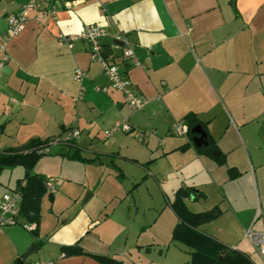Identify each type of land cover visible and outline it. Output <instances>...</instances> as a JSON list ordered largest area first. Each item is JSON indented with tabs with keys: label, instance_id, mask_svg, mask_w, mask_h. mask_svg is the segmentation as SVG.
Wrapping results in <instances>:
<instances>
[{
	"label": "crops",
	"instance_id": "0c3cea01",
	"mask_svg": "<svg viewBox=\"0 0 264 264\" xmlns=\"http://www.w3.org/2000/svg\"><path fill=\"white\" fill-rule=\"evenodd\" d=\"M27 1L0 0V34L6 16L18 13ZM51 1L57 7L54 18L30 12L0 51V61L5 59L0 69V152L20 150L33 139L60 138L72 126L80 137L72 145L54 147L36 163L33 172L52 179L55 192L51 199L47 192L41 198L36 236L19 225L2 228L0 264H16L32 243L38 250L21 264H99L85 255L62 256L61 247L74 244L123 264H155L159 259L170 264L177 219L169 205L178 189L187 188L201 195L183 200L188 211H221L199 231L249 254L244 233L255 223L256 172L264 198V0H235L234 7L230 0ZM93 24L106 32L101 44L109 49L108 57L133 92L145 98L140 111H129L122 93L110 88L87 43L58 46V35L76 36ZM120 36L129 40L136 64L120 59ZM76 69L83 73L81 81L74 80ZM187 114L206 125L224 165L198 155L187 135L170 134ZM121 118L152 134L143 140L129 133L98 137L100 129ZM134 140L145 145L147 161L134 156L140 154ZM183 145L189 146L179 150ZM74 150L94 162L64 157ZM129 164L140 166L142 174L132 184L131 198L129 191L120 197L115 191L127 183ZM228 169L237 178L229 179ZM115 171L123 177L118 179ZM23 174L22 167L0 171V199ZM142 189L146 199L165 204L137 223L129 206L135 207ZM172 244L181 250L180 244Z\"/></svg>",
	"mask_w": 264,
	"mask_h": 264
},
{
	"label": "trees",
	"instance_id": "16d2710c",
	"mask_svg": "<svg viewBox=\"0 0 264 264\" xmlns=\"http://www.w3.org/2000/svg\"><path fill=\"white\" fill-rule=\"evenodd\" d=\"M230 2L234 7L235 0H230ZM182 122L187 127L186 135L190 140L195 136L191 133V130L197 125L200 126L206 135L207 145L194 147L196 153L212 159L219 166L224 165L225 158L217 150V147L207 132L206 125L199 121L194 114L185 115ZM2 131L3 126L1 125L0 135ZM47 141L48 139L44 141L33 139L20 150L0 152V171L16 167H22L24 170L22 179L16 182L15 190L22 196L21 217L26 223H32L35 226L39 224L40 202L41 198L46 194V179L35 174L33 169L41 158L51 154L37 153V148L46 144ZM189 145L191 146L190 142ZM189 145H183L179 150L183 151ZM213 152H218V155L213 156ZM64 157L81 163L94 162V159L82 158L78 150H74L70 156L65 155ZM227 173L228 178L231 180L237 178L239 175L234 169H228ZM122 177V173L118 171L117 178L121 179ZM200 196H197L195 191L189 188L178 189L175 192L174 199L169 205L177 219V224L171 232V242L180 244L188 250L190 256L189 264H252L246 254L233 250L199 231L201 225L213 221L221 215L218 207H214L203 213H192L188 211L183 204V200L186 198L196 199ZM48 197L51 199V194H48ZM30 232L33 236H36L35 230ZM60 250L64 257L85 255L93 258L99 264H123L121 261L111 257L88 254L78 244L64 246Z\"/></svg>",
	"mask_w": 264,
	"mask_h": 264
},
{
	"label": "built area",
	"instance_id": "2783aa9c",
	"mask_svg": "<svg viewBox=\"0 0 264 264\" xmlns=\"http://www.w3.org/2000/svg\"><path fill=\"white\" fill-rule=\"evenodd\" d=\"M56 2L51 0H28L23 4L16 14H9L6 16V29L4 34H0V51L4 49V42L17 35L23 28L28 20V14L32 11L45 12L50 17L54 18L56 14ZM36 20H40V15L36 17ZM106 36L105 30L97 25H89L83 28V30L76 36H64L58 35L57 44L59 47H66L71 49L72 45L76 41H82L89 45L91 60L100 63L103 73L105 74L108 84L111 89L119 91L124 97L126 106L132 112L140 111L146 104L144 97L137 95L133 92L129 80L126 75L121 72L118 68V64L111 60L108 56L102 53L103 46L101 40ZM117 41L121 43L120 59L128 62L130 65L136 64V59L131 49V44L125 36H120ZM5 59L0 61V69L4 65ZM83 73L76 69L74 72V80L81 81ZM105 91V89H103ZM122 131L128 133L133 131L135 137L138 140H143V132L136 131L127 120L116 121L110 127L109 130L104 131V138L111 137L115 132ZM187 127L183 122H175L171 129L170 134L183 137L186 136ZM79 130L76 126H72L67 129L63 136L47 141L46 144L37 148V153L49 154L50 151L59 145L69 146L74 140L79 137ZM24 184V183H23ZM45 190L48 194L55 192L53 180L47 179L45 182ZM22 196L15 190H9L5 192L0 199V231L4 227L19 225L27 231L35 230V224L26 223L20 214ZM244 238L247 239L252 248V252L255 258H252L250 254L246 255L249 257L252 264H264V231L254 232L252 229H248L244 233ZM33 264H51L49 262H34Z\"/></svg>",
	"mask_w": 264,
	"mask_h": 264
},
{
	"label": "rangeland",
	"instance_id": "374dc122",
	"mask_svg": "<svg viewBox=\"0 0 264 264\" xmlns=\"http://www.w3.org/2000/svg\"><path fill=\"white\" fill-rule=\"evenodd\" d=\"M123 120H127V119L121 118L117 121H123ZM113 124H114V122L109 127L107 126V127L100 129V131L98 133L99 134L98 137L100 139H102V137H104V131L109 130ZM134 129H136V131H138L137 128H134ZM119 133L124 134V132L118 131V132H115L111 137H113L114 135L117 136ZM128 133H129L128 135H130L131 137L134 136L133 131L128 132ZM150 133L152 134L150 129H148V131H144L143 132V138H145L146 135H148ZM79 137H80V134H79ZM111 137L109 139H111ZM136 141H135V145H136L135 149L138 150L140 154L136 153L134 156H137L139 159L143 160L142 162H145V161H147V158H148L144 152V151H146L144 148L145 145L139 144V142L137 143ZM82 142H83V140L81 141V143ZM108 143H111V140ZM50 152H52V150ZM139 167H138V165L129 164V167L127 168V172L129 174V179L126 180L127 183H124L121 186L120 184L115 182L116 185L121 186L120 190L115 191V193L118 194V196L122 197L125 195V192L129 191L128 192V198H131L132 194L135 193L131 187H132L133 182H136V180H138V178H140V176L142 174ZM115 173L117 174L118 172L115 171ZM255 177H256V180H253V184H252V187H253V195H252L253 196V205L252 206L254 209V215H252V220L255 221L254 225L252 226V231L260 232V231L264 230V198L262 196V191H261V176L256 172ZM151 181L152 182H149L150 185H152V183H154L153 180H151ZM122 187H124V188H122ZM106 190H107V188H106ZM140 193H143L142 194L143 196L139 197L140 202L137 199L138 201L135 203V207L132 206V204H130V206H129L130 215H131L132 219L135 218L134 221H137V223H140V222L144 221L146 218L148 219L150 216H152L154 213L152 210L153 207H157V206L159 207L160 205L165 204L164 200L159 201V200L154 198L151 201L149 199H146V195H147L146 189L140 190V192H138V194H140ZM85 196L86 195H84V197L81 199L82 201L84 200ZM133 198H136L135 194H134ZM127 210H128V208H127ZM168 213L169 212L165 209L163 214H162L163 218H165V219H167L166 217L169 218ZM249 223H250V221L248 222V224ZM172 243L173 242H171V245L169 248L170 249V252H169L170 253L169 254L170 255L169 256L170 264H189L190 256L188 254V250L179 245L181 247V250H180V248H176ZM247 250H248V253L250 254V256H252V258H255V255L253 254L252 248L250 246H247ZM155 262H156L155 264H160V263L163 264L162 259H159V262L158 261H155Z\"/></svg>",
	"mask_w": 264,
	"mask_h": 264
},
{
	"label": "water",
	"instance_id": "95a60500",
	"mask_svg": "<svg viewBox=\"0 0 264 264\" xmlns=\"http://www.w3.org/2000/svg\"><path fill=\"white\" fill-rule=\"evenodd\" d=\"M118 46L121 45V43L116 42ZM102 53L106 56L109 55L110 51L107 48H103L102 49ZM191 133L194 134L195 136L192 139L193 145L195 147H199V146H206L207 142H206V135L205 133L202 131V129L200 128V126H195L192 130ZM218 152H213V155H217ZM38 250V247L35 243H32L26 250L25 252L19 256V258L16 261V264H21L23 263L24 260H26L30 255H32L35 251Z\"/></svg>",
	"mask_w": 264,
	"mask_h": 264
}]
</instances>
